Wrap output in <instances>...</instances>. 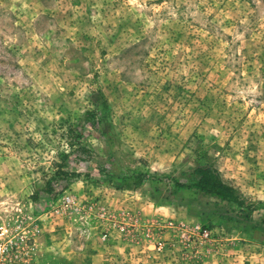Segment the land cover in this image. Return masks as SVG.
<instances>
[{"label": "rangeland", "instance_id": "obj_1", "mask_svg": "<svg viewBox=\"0 0 264 264\" xmlns=\"http://www.w3.org/2000/svg\"><path fill=\"white\" fill-rule=\"evenodd\" d=\"M70 127L106 177L34 202ZM0 216L34 264H264V0H0Z\"/></svg>", "mask_w": 264, "mask_h": 264}, {"label": "trees", "instance_id": "obj_2", "mask_svg": "<svg viewBox=\"0 0 264 264\" xmlns=\"http://www.w3.org/2000/svg\"><path fill=\"white\" fill-rule=\"evenodd\" d=\"M99 112L96 110L87 111L85 113L84 122L91 126L93 129L99 128L101 119ZM69 138L68 146L71 148L70 153L60 155L58 162L53 164L54 172L46 180L44 188L39 193H35L32 201H36L39 196H46L47 198L54 199L57 195L63 193L72 183L85 179L93 181H101L106 177L107 170L102 165H97L96 171L98 177L92 176L89 172L80 173L75 167L78 163L90 162L92 159L93 151L88 145L81 142L82 134L70 127L67 131ZM190 183H179L177 180L170 177H165L164 180L170 181L176 189L192 188L196 191L210 197L220 199L221 201L235 202L239 206H243L244 202L240 196L236 194L233 186L223 181L219 173L211 168H196L190 174ZM143 179V175L137 176ZM163 178V177H158ZM140 185V181L136 183Z\"/></svg>", "mask_w": 264, "mask_h": 264}, {"label": "built area", "instance_id": "obj_3", "mask_svg": "<svg viewBox=\"0 0 264 264\" xmlns=\"http://www.w3.org/2000/svg\"><path fill=\"white\" fill-rule=\"evenodd\" d=\"M20 226L10 227L0 216V264H34L33 233Z\"/></svg>", "mask_w": 264, "mask_h": 264}]
</instances>
